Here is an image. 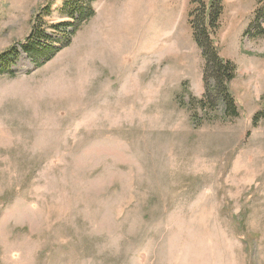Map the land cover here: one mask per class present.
I'll return each instance as SVG.
<instances>
[{
	"label": "rangeland",
	"instance_id": "rangeland-1",
	"mask_svg": "<svg viewBox=\"0 0 264 264\" xmlns=\"http://www.w3.org/2000/svg\"><path fill=\"white\" fill-rule=\"evenodd\" d=\"M65 1L0 0V55L47 7L54 39L0 75V264H264V0H221L239 117L214 122L189 106L214 0H96L62 48Z\"/></svg>",
	"mask_w": 264,
	"mask_h": 264
},
{
	"label": "trees",
	"instance_id": "trees-1",
	"mask_svg": "<svg viewBox=\"0 0 264 264\" xmlns=\"http://www.w3.org/2000/svg\"><path fill=\"white\" fill-rule=\"evenodd\" d=\"M95 1L96 0H66L63 3L60 12L67 21L56 27H52L54 32L59 35L62 34V48L70 45V37L74 36L83 25L88 23V21L94 17L95 12L93 10V3H95ZM201 8L200 11H194L193 17H191V19H193L191 21V27L194 39L202 51L205 60L203 74L205 94L201 100L192 99L193 103H190L189 105L191 112H193L192 119L194 122L199 121V118L196 115V110H199L201 113H204L209 122H214L219 119L234 120L239 117V111L236 101L230 92V84L236 77L237 67L234 63L221 58L214 41L215 32L220 28L222 12L221 0H214L212 3L208 21L205 19V5ZM51 13L52 8L49 7L40 13L39 17L41 19L38 21L39 24H36L37 17L35 28L25 43L21 44L20 52L17 47L13 46L10 51L4 55H0V75L8 73L12 74L10 69L14 67V63L16 64L17 57L20 53H24L30 58L43 57L46 50L49 49L47 45L54 40L45 30H43V21L46 17H49ZM263 24L264 7L259 8L256 11L246 36L249 38H264ZM69 27L73 28L72 34H69L66 31ZM55 52L56 51L51 52L50 57L46 56L47 58L45 62L51 59ZM222 107L223 115L219 116V109ZM261 115L264 118V111L258 113L254 117V125H257Z\"/></svg>",
	"mask_w": 264,
	"mask_h": 264
}]
</instances>
